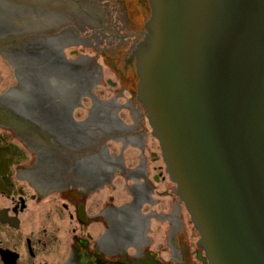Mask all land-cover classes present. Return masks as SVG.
Returning <instances> with one entry per match:
<instances>
[{
	"label": "flooded vegetation",
	"instance_id": "1",
	"mask_svg": "<svg viewBox=\"0 0 264 264\" xmlns=\"http://www.w3.org/2000/svg\"><path fill=\"white\" fill-rule=\"evenodd\" d=\"M88 2L102 67L80 123L0 97V264H209L137 97L149 0Z\"/></svg>",
	"mask_w": 264,
	"mask_h": 264
},
{
	"label": "water",
	"instance_id": "2",
	"mask_svg": "<svg viewBox=\"0 0 264 264\" xmlns=\"http://www.w3.org/2000/svg\"><path fill=\"white\" fill-rule=\"evenodd\" d=\"M140 94L211 264H264V0H151Z\"/></svg>",
	"mask_w": 264,
	"mask_h": 264
},
{
	"label": "rangeland",
	"instance_id": "3",
	"mask_svg": "<svg viewBox=\"0 0 264 264\" xmlns=\"http://www.w3.org/2000/svg\"><path fill=\"white\" fill-rule=\"evenodd\" d=\"M61 5L62 3L59 0H0V8L2 12L6 13L7 21L20 30L30 26L31 28L43 29L45 25L48 27V25L55 23L56 20L51 17L56 16V14H52L50 10L59 13L63 8ZM77 9L80 11L76 10V12H71L69 15L74 21V16L76 18L89 17L90 12L87 11V8L78 7ZM78 47L80 52L74 58L83 54L90 55L93 53V50L89 47H85L84 45ZM71 51L72 49L68 47L66 55L69 56V52ZM17 61L16 64H18ZM17 69L14 71V67L0 55V94H4L10 86L17 83V75L19 76V74L23 73V67L18 66ZM24 72L25 74L28 73L27 71ZM98 90L97 88L96 91L98 92Z\"/></svg>",
	"mask_w": 264,
	"mask_h": 264
},
{
	"label": "bare ground",
	"instance_id": "4",
	"mask_svg": "<svg viewBox=\"0 0 264 264\" xmlns=\"http://www.w3.org/2000/svg\"><path fill=\"white\" fill-rule=\"evenodd\" d=\"M54 46H55V48L57 49L58 48V46L60 45V43H59V41H57V42H55L54 44H53ZM53 79V78H52ZM52 82H53V80H51ZM61 81H62V83L64 84V82H63V80L61 79ZM23 83H25L24 81H23ZM61 82H53V84L54 85H59V91H62V92H64V88H63V84H62ZM65 85V84H64ZM75 85H76V83H75V81L71 84V86H74L75 87ZM15 98H17L16 96H15ZM21 99L22 100H25L26 98L25 97H21Z\"/></svg>",
	"mask_w": 264,
	"mask_h": 264
}]
</instances>
